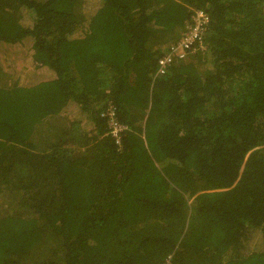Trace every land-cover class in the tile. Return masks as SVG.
Wrapping results in <instances>:
<instances>
[{
    "label": "trees",
    "instance_id": "trees-1",
    "mask_svg": "<svg viewBox=\"0 0 264 264\" xmlns=\"http://www.w3.org/2000/svg\"><path fill=\"white\" fill-rule=\"evenodd\" d=\"M0 71V264H264V0H0Z\"/></svg>",
    "mask_w": 264,
    "mask_h": 264
},
{
    "label": "built area",
    "instance_id": "built-area-1",
    "mask_svg": "<svg viewBox=\"0 0 264 264\" xmlns=\"http://www.w3.org/2000/svg\"><path fill=\"white\" fill-rule=\"evenodd\" d=\"M208 19V14L202 9H194L191 12L190 20L179 39L170 44L168 49L157 59L155 74H163L175 60L183 59L189 53L203 50L202 35L206 29ZM100 115L106 121L108 134L119 143L128 126L117 119L115 108L109 103ZM163 264H171V254L167 255Z\"/></svg>",
    "mask_w": 264,
    "mask_h": 264
},
{
    "label": "rangeland",
    "instance_id": "rangeland-1",
    "mask_svg": "<svg viewBox=\"0 0 264 264\" xmlns=\"http://www.w3.org/2000/svg\"><path fill=\"white\" fill-rule=\"evenodd\" d=\"M0 74H1L0 76L1 82H6V76H5L6 73L0 71ZM58 126H59L58 124H53V122L42 126L41 128L37 129V131L33 135V140L34 141L42 140V142L45 143L48 140L57 138L56 136H52V134L56 133L57 129L59 128Z\"/></svg>",
    "mask_w": 264,
    "mask_h": 264
}]
</instances>
